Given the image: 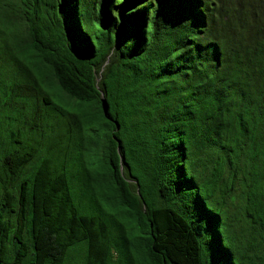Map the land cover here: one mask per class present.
<instances>
[{
  "label": "trees",
  "instance_id": "1",
  "mask_svg": "<svg viewBox=\"0 0 264 264\" xmlns=\"http://www.w3.org/2000/svg\"><path fill=\"white\" fill-rule=\"evenodd\" d=\"M0 264H264V0H0Z\"/></svg>",
  "mask_w": 264,
  "mask_h": 264
}]
</instances>
